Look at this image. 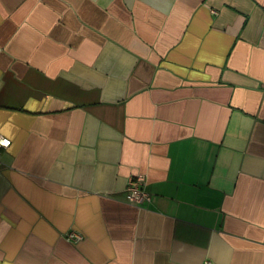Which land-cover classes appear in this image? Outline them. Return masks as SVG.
<instances>
[{
  "label": "crops",
  "instance_id": "crops-1",
  "mask_svg": "<svg viewBox=\"0 0 264 264\" xmlns=\"http://www.w3.org/2000/svg\"><path fill=\"white\" fill-rule=\"evenodd\" d=\"M0 134V264H264V0H0Z\"/></svg>",
  "mask_w": 264,
  "mask_h": 264
},
{
  "label": "built area",
  "instance_id": "built-area-1",
  "mask_svg": "<svg viewBox=\"0 0 264 264\" xmlns=\"http://www.w3.org/2000/svg\"><path fill=\"white\" fill-rule=\"evenodd\" d=\"M10 145V141L0 134V164H1V153L7 149ZM144 180L141 177L130 178L127 188L125 190L126 200L130 204L141 206L151 200L150 194L144 188ZM67 239L73 242H78L82 239V236L71 232L67 234ZM204 264H212L210 261H206Z\"/></svg>",
  "mask_w": 264,
  "mask_h": 264
}]
</instances>
